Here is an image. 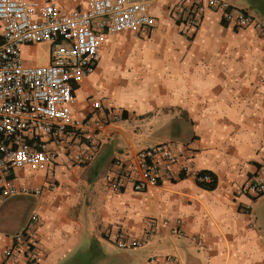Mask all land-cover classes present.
<instances>
[{
  "label": "crops",
  "instance_id": "crops-1",
  "mask_svg": "<svg viewBox=\"0 0 264 264\" xmlns=\"http://www.w3.org/2000/svg\"><path fill=\"white\" fill-rule=\"evenodd\" d=\"M56 1L87 8L85 0ZM226 1L249 12L254 23L236 27L209 8L194 31L172 16L178 0H151L153 30L105 39L94 72L74 83L75 106L84 116L101 100V115L120 113L123 120L101 131L96 157L85 165L73 159L75 139L50 143L55 190L47 188L45 171L13 173L17 184L43 193L30 197V213L15 228L4 227L11 198L0 201V264L34 211L40 214L37 264H144L150 257L158 264L171 257L179 264H264V194L239 192L248 178L264 173V0ZM33 47H23L28 64H37L28 58ZM165 141L179 143L180 164L213 173L216 187H201L178 165L174 180L147 191L130 184L120 193L110 190L106 175L117 170V160L135 173L138 151ZM177 227L185 236L172 233ZM118 229L143 245L119 248L105 237ZM17 264H27L24 253Z\"/></svg>",
  "mask_w": 264,
  "mask_h": 264
},
{
  "label": "built area",
  "instance_id": "built-area-1",
  "mask_svg": "<svg viewBox=\"0 0 264 264\" xmlns=\"http://www.w3.org/2000/svg\"><path fill=\"white\" fill-rule=\"evenodd\" d=\"M87 8H64L56 0H0V201L13 197H39L43 188L20 185L12 177L18 169L46 172L47 188L56 189L57 159L50 147L53 140L73 138L77 150L73 159L80 165L93 161L100 148L99 134L111 123L123 120L120 113L101 115L102 101L94 102L95 111L77 114L74 83L94 72L102 44L108 36L124 31H151L157 25L151 0H85ZM172 16L194 31L201 26L207 9L222 12V19L244 28L254 17L226 0H178ZM257 26H260L257 23ZM39 43L53 45L46 64H28L23 47ZM179 143L165 141L137 153L135 173L121 160L117 170L106 175L110 190L120 193L130 184L133 191L144 192L175 178L180 165L184 175H193L197 183H210L212 176L195 171L187 161L180 164ZM241 194H264V173L248 178ZM250 213V206L246 207ZM40 214L34 211L25 228L15 234L13 246L4 251L3 264H17L24 253L27 264H37L34 235ZM181 219L177 220L180 226ZM156 226L149 224L148 233ZM180 237L185 232L173 228ZM105 237L121 249L138 248L142 241L129 238L122 229L106 231ZM206 248L197 237L191 238ZM179 264L171 257L166 264ZM144 264H158L150 257Z\"/></svg>",
  "mask_w": 264,
  "mask_h": 264
},
{
  "label": "rangeland",
  "instance_id": "rangeland-1",
  "mask_svg": "<svg viewBox=\"0 0 264 264\" xmlns=\"http://www.w3.org/2000/svg\"><path fill=\"white\" fill-rule=\"evenodd\" d=\"M35 45L36 47H33L31 51H29L28 58L33 59L37 64L48 63L52 53L53 45L51 43H39ZM4 200L6 201V199ZM10 200L11 201L8 203V205L11 206L10 217L8 218V221L4 223V227L7 229L15 228V226H17L23 217L29 215L31 210L29 206L30 197H16L11 198Z\"/></svg>",
  "mask_w": 264,
  "mask_h": 264
},
{
  "label": "trees",
  "instance_id": "trees-1",
  "mask_svg": "<svg viewBox=\"0 0 264 264\" xmlns=\"http://www.w3.org/2000/svg\"><path fill=\"white\" fill-rule=\"evenodd\" d=\"M202 173H207V174H210L212 176V182L210 183H197L198 185H200L201 187L205 188V189H209V190H212L216 187V184H217V179L215 177V175L209 171H202Z\"/></svg>",
  "mask_w": 264,
  "mask_h": 264
}]
</instances>
